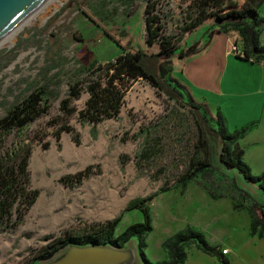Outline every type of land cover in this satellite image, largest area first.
<instances>
[{
	"label": "rangeland",
	"instance_id": "obj_1",
	"mask_svg": "<svg viewBox=\"0 0 264 264\" xmlns=\"http://www.w3.org/2000/svg\"><path fill=\"white\" fill-rule=\"evenodd\" d=\"M186 4L187 0H61L58 7L50 4L33 23H24L10 43L0 46V181L13 188L18 179L13 173L22 157L28 176L19 183L20 194L9 190L1 199L0 264H36L42 252L66 235L91 233L107 221L100 217L107 206L112 209L109 219L120 216L113 230L116 236L142 220L139 209H123L126 202L148 195L152 228L145 238L144 255L161 260L165 258L162 241L187 226L198 204L187 205V187L202 188L211 198L233 192L230 177L237 171L218 163L221 144L211 135L206 136V149L212 168L198 172L182 189L176 185L191 164L205 157L201 133L190 108L141 77L124 92L115 116L96 123L79 116L87 98L84 85L94 75L88 64L104 63L119 54L113 39L125 49L140 48L146 6L149 14L157 15L159 31L170 33ZM202 30L183 39L186 46L193 37L199 40ZM72 85L78 94L68 97ZM36 90L42 91L40 113L22 126L5 125L1 119L6 111ZM65 143L70 146L68 156ZM232 197L238 204L245 200L235 193ZM227 206L224 198L202 205L200 211L214 209L222 214L228 235L223 241L232 251L228 253L227 247L221 251L227 253L229 264H263L264 241L253 244L246 234L244 212ZM213 236L211 232L207 239ZM124 246L119 250L130 255L117 264L133 261L128 242ZM198 258L189 254V264H200Z\"/></svg>",
	"mask_w": 264,
	"mask_h": 264
},
{
	"label": "trees",
	"instance_id": "obj_2",
	"mask_svg": "<svg viewBox=\"0 0 264 264\" xmlns=\"http://www.w3.org/2000/svg\"><path fill=\"white\" fill-rule=\"evenodd\" d=\"M184 2L185 0H181ZM263 0H187L184 14L177 20L175 31L161 33L159 19L156 14H149L148 6L143 13L145 36L140 48L125 49V45L116 39L113 41L121 49L112 60L104 63L95 61L86 67L92 72L93 77L84 85L87 98L79 116L83 120L96 123L103 118L116 115L122 101L124 92L138 77L145 79L149 84L163 93L167 98L179 102L188 107L194 113L201 133L200 142L205 148V157L196 161L180 175L177 186L180 189L200 171L212 168L210 154L207 151V135H211L220 141V152L217 156L218 163L224 169H235L245 181L257 184L264 193V171L253 175L249 167L242 160V150L237 145V140L245 133L247 127H242L232 132L227 131L223 119L218 111L211 113L206 103L195 101L176 78L171 76L173 65L190 55L199 52L206 43L200 44L199 40L186 46L185 39L191 32L205 22L218 25V30L225 31L228 28L235 29L241 37V58L253 61H264V45L258 42L259 27L264 25V16L257 14V7ZM112 38V37H111ZM150 48H154L151 49ZM149 49V50H148ZM42 91H32L6 111L2 117L5 125L22 126L40 113L37 104ZM78 89L72 85L68 91V97L76 96ZM66 100L62 101L65 104ZM66 114L70 111L65 109ZM26 157H22L18 163V169L14 170V177L18 178L13 188L0 181V203L7 196L9 190L14 195L21 193L19 183L26 181L28 176L25 169ZM2 174H0V178ZM21 187V188H20ZM20 188V189H18ZM246 195V193H244ZM30 195L27 206L33 200ZM247 196V195H246ZM151 195L136 197L128 200L124 210L139 209L142 220L134 222L123 228L116 236H113L115 225L120 216L113 217L99 224L91 233L66 237L60 242H65V247L55 257L61 256L69 244L112 246L121 248L134 237L137 252L141 264H186V249L192 244L201 252L215 257L219 262L227 264V258L218 246L207 242L204 235L189 226L176 230L162 241L165 258L151 261L144 255L146 247L145 238L151 231L150 217L146 204L151 200ZM241 204H233L237 210ZM264 204L251 201L247 211L249 215L248 234L257 238H264ZM57 243V242H56ZM54 243V244H56ZM54 244L50 246L53 248ZM53 258V259H55ZM37 261L36 264H44ZM133 264H138L134 262Z\"/></svg>",
	"mask_w": 264,
	"mask_h": 264
},
{
	"label": "crops",
	"instance_id": "obj_3",
	"mask_svg": "<svg viewBox=\"0 0 264 264\" xmlns=\"http://www.w3.org/2000/svg\"><path fill=\"white\" fill-rule=\"evenodd\" d=\"M256 11L258 16H264V0L259 4ZM199 30H202L199 43L201 45L206 44L196 54L190 55L173 65V72H177L174 78L186 87L189 95L195 101L206 103L211 113L218 111L227 131L232 132L247 127L245 133L237 140V145L242 150L243 162L247 164L253 174H259L264 171V61L243 59L227 53V44L231 38L235 39L237 47L241 48V37L233 28L220 31L217 24L209 21L203 23L193 32L197 33ZM190 34L187 36L188 38ZM192 39L194 42L195 37ZM258 42L260 45H264V25L259 27ZM230 179L233 192L229 191V193L219 195L217 198H211L202 188L187 187V205L193 207L194 202L198 203L196 209L191 211L192 214L187 218V226L200 231L209 244L218 246L220 250L227 247L228 253L232 250L223 241L228 235L222 214H217L214 209L201 212L202 205H211L215 201L227 198L229 210L244 212V223L247 226L246 234L250 237V241L253 244L260 240L264 241V238H257L248 234L249 215L247 211L251 201L264 204V193L257 184L245 181L238 172L234 173ZM233 193H235V197L245 199L237 210L233 209V204H238L232 197ZM111 211V207H105L101 210L100 217L103 220H109ZM89 214L87 213V216ZM211 232L214 236L207 239ZM217 238H222V241ZM229 240V243L235 245L236 242L233 238ZM128 244L129 248L126 249H130L134 255V260L128 264L134 262L141 264L135 240L128 241ZM194 253L199 257L200 264H223L215 257L201 252L194 246L187 248L186 264L190 263L189 254ZM223 254L227 258V264H229L227 253ZM118 259L120 258L112 259L114 261L109 260L110 262L105 260L102 263L112 264ZM262 260L264 264V254Z\"/></svg>",
	"mask_w": 264,
	"mask_h": 264
},
{
	"label": "water",
	"instance_id": "obj_4",
	"mask_svg": "<svg viewBox=\"0 0 264 264\" xmlns=\"http://www.w3.org/2000/svg\"><path fill=\"white\" fill-rule=\"evenodd\" d=\"M43 0H0V38L4 36L10 29L17 25L23 18L31 13ZM62 247V246H61ZM85 249H105L114 252H120L123 256L112 264H117L128 258L130 255L127 250H119L112 246L83 245L77 246L69 244L66 251L59 257L46 262L44 264H103L102 259L94 254L86 257ZM56 250L50 251L48 254L40 256L38 261L48 260ZM70 255L76 261L65 262V258ZM134 260V255L131 252Z\"/></svg>",
	"mask_w": 264,
	"mask_h": 264
},
{
	"label": "bare ground",
	"instance_id": "obj_5",
	"mask_svg": "<svg viewBox=\"0 0 264 264\" xmlns=\"http://www.w3.org/2000/svg\"><path fill=\"white\" fill-rule=\"evenodd\" d=\"M50 4H54L56 7H58L61 4V0H43L36 8L35 10L37 14H28L25 18H23L17 25H15L12 29H10L4 36H2L0 38V46L6 44V43H10L11 39L13 37V35H15L18 31V29H22L23 28V24H31L34 22V20L39 17L40 13L44 12L45 10L48 9V6ZM18 27V28H16ZM16 28V29H15ZM68 140H66L67 142ZM66 144V143H65ZM65 150H66V154L67 156L70 154V146L68 144L65 145ZM84 151V150H83ZM64 154V153H63ZM86 154V153H85ZM84 153H82V155H85ZM56 157V154H55ZM66 157V156H65ZM70 157V156H69ZM85 256L89 257L91 256V254H94L95 256H98L102 259V261H107L110 262L109 260L112 261V259H116V258H120L123 254L120 252H114L111 250H105V249H85L84 250ZM76 261L75 259H73L70 255H68L65 258V262H73Z\"/></svg>",
	"mask_w": 264,
	"mask_h": 264
},
{
	"label": "flooded vegetation",
	"instance_id": "obj_6",
	"mask_svg": "<svg viewBox=\"0 0 264 264\" xmlns=\"http://www.w3.org/2000/svg\"><path fill=\"white\" fill-rule=\"evenodd\" d=\"M53 244H54V243H53ZM65 245H66L65 242H60V241H58L56 244H54L53 248L48 247V248L46 249V251L42 252V253L37 257V259H38L40 256H43V255H45V254H48L50 251L56 250L48 260L44 261V262H49V261L53 260V258H55V257L60 253V251L65 247ZM61 246H62V247H61ZM37 261H38V260H37ZM37 261H36V262H37Z\"/></svg>",
	"mask_w": 264,
	"mask_h": 264
},
{
	"label": "built area",
	"instance_id": "obj_7",
	"mask_svg": "<svg viewBox=\"0 0 264 264\" xmlns=\"http://www.w3.org/2000/svg\"><path fill=\"white\" fill-rule=\"evenodd\" d=\"M226 51H227V53H231V54H233L235 56H239V57H242V55H243L242 51L237 47L235 39H233V38L229 39Z\"/></svg>",
	"mask_w": 264,
	"mask_h": 264
}]
</instances>
